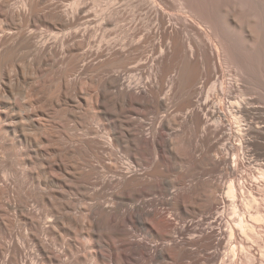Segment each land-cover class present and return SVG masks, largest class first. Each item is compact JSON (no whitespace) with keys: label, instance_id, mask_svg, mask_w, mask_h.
Listing matches in <instances>:
<instances>
[{"label":"bare ground","instance_id":"6f19581e","mask_svg":"<svg viewBox=\"0 0 264 264\" xmlns=\"http://www.w3.org/2000/svg\"><path fill=\"white\" fill-rule=\"evenodd\" d=\"M157 1L151 3L155 2L160 19L164 21L167 16L164 6L169 5V0H163L164 3L159 0L161 4ZM179 1L180 7H177L189 8L193 16L179 13L178 18L183 16L181 21L199 30L194 43L189 41L188 46L192 54L197 48L194 69L189 68L186 61L176 77L180 86L190 92L187 117L200 125L205 124L203 132L208 141L217 137L225 140L221 148L224 156L214 164L226 166V180L206 197V215L198 221L194 218L186 220L191 215L187 194L177 193L173 190V182L147 168V154L167 152L176 159H185L189 156L188 147L183 144L172 146L173 141L165 137L164 130H169L173 123L171 118L166 120L168 116L158 127L151 126V132H147L148 124L140 117H132V108L142 107L146 89L136 87L134 80L118 75L105 86L101 99L97 100L102 103L98 108L104 112L106 124L104 127L93 125L94 142L103 149L102 152L94 151L92 157L106 171L99 178L103 191L110 192V198L99 195L93 200L81 189V203L71 199L68 177L73 179L76 188L87 187L96 166L91 163L84 171L70 164L69 152L73 151L64 149L61 136V139H55L53 151L44 154L34 150L36 140L29 131L31 124L24 122L23 115L21 120L15 121L9 111L5 113L9 125L7 129L0 128V148L5 147L3 139L10 129L14 135L11 139L25 147L20 154L26 163L22 171L24 177L33 178L34 157L45 158L41 165L48 177L35 183L39 193L34 198L41 208L38 211L30 207L29 197L22 191L13 190L9 179L13 174L8 178L10 171L6 169L9 174L3 179L4 186H0L2 264H82L78 256L82 249L90 251V259L85 264H166L169 259L202 264L199 253H204L213 263L222 259L220 264H264V0ZM8 6V0L0 2V13H10ZM219 7L225 9V13ZM105 19L101 24L105 30L119 24L116 16ZM234 33L240 35L241 40ZM10 36L4 30L0 35V67L8 70L7 83L11 86L24 83L29 93L33 85L31 68L36 48L32 41L25 43L21 58L16 59L15 40L1 52ZM118 41L124 49L125 41ZM233 41H237L236 46ZM181 46L176 40L174 53L177 54ZM44 61H47L46 48ZM140 65L136 70L141 69ZM209 84L206 93L203 87ZM2 86L0 80V88ZM193 97L196 100H192ZM166 102L160 105L165 106ZM15 103L13 97L2 98L0 92V108ZM107 103H112L116 110L111 111ZM42 139L39 137L41 142ZM89 149L86 145L84 150L88 152ZM122 149L127 152V162L120 157ZM119 160L124 168L113 170L119 167ZM7 190L15 198V209L22 217L25 232H16L13 220L2 207V197ZM218 191L221 196L217 195ZM167 206L185 216V222L174 226L161 212ZM109 234L111 237L107 240L105 236ZM211 249L213 251L207 254ZM75 255L78 259L74 260Z\"/></svg>","mask_w":264,"mask_h":264},{"label":"rangeland","instance_id":"374dc122","mask_svg":"<svg viewBox=\"0 0 264 264\" xmlns=\"http://www.w3.org/2000/svg\"><path fill=\"white\" fill-rule=\"evenodd\" d=\"M2 1L5 0H0V2ZM8 1L7 9L10 13H0V35L4 30L11 36L6 39L1 52L8 44L13 43L12 40H15L17 45L14 54L16 59L21 58L22 49L25 43L27 44L29 41L33 42L36 50L34 51V65L31 68L33 85L29 93L26 92V84L24 83L18 86H11L7 83L8 70L0 67V80L3 84L0 88L1 97L9 99L13 97L16 101L15 104L0 108V128L7 129L9 125V120L5 116L7 111L14 116L15 121L21 120L20 116L23 115L25 117L24 122L31 124L29 131L36 140L33 142V149L44 154L54 150L57 141L55 139L61 136L64 149L67 152L70 149L73 151L69 152L70 164L72 163L78 167V170L84 171L89 169L91 163L97 168L91 174L87 187L84 185L82 188H76L73 179L69 180L68 177L71 188L68 186L67 189L71 199L81 203L82 190L87 192L93 200L99 195L110 198V192L103 191V185L99 178L100 174L106 171L92 157L94 151L102 152L103 149L102 145L94 142L96 139L93 138L95 137L93 125L100 124L104 127L106 124L102 114L104 112L98 108L102 103H97V100L101 99L105 86L115 80L118 75L130 79V81L134 80L133 85H137L136 87L143 86L142 88L146 89V94L142 107L134 106L132 108V117H140L148 124L146 128L150 129L151 126L156 125L158 127L159 123L168 116L166 120L171 118L172 121L169 120L173 123H171L169 130H164L165 137L170 142L173 141L172 146L176 147L178 144H183L185 148L188 147L189 156L185 159H176L167 152H161L160 155L158 154L159 156L156 153V156L149 153L151 158L147 154L148 159H146L149 161V165L146 162L147 168L155 170L162 179L173 182V190L177 193L185 192L187 194V198L190 199L188 200L190 201L191 215H188L186 220L194 218L198 221L202 218L205 214L206 197L211 195L217 185H221L226 180V166L222 164L217 167L214 164L216 160L221 161L222 156H224L221 148L225 140L217 137L208 141L203 132L205 124L200 125L187 117L189 101L191 100L189 98L190 92L189 89H183L176 79L184 62L186 64L188 61L189 68L193 67L194 69L197 59V48L195 47L193 55L188 46L189 41L194 43L196 32L199 30L186 24L184 20L182 23L183 16L178 18V16H185V14L191 18L193 16L190 13L191 10L185 8L186 13L183 11L185 9L181 7V12L177 7L180 5L179 0H167L168 6L170 4L171 6L168 8L162 4L167 7L165 8L166 19L162 21L160 11L156 10L155 2L151 3L152 0ZM160 2L164 3L163 0ZM171 2H175V4ZM174 5H176L175 8H173ZM222 8L220 9L224 11L221 12L225 13L226 10ZM174 13L175 16L172 15ZM179 13L181 14L179 15ZM113 16L119 19V24L117 26L113 24L105 30L101 26L103 18L108 19ZM238 32L239 29L236 33ZM104 34L106 38L103 37ZM238 34L234 33L240 37ZM236 38L239 40L238 37ZM118 39L125 41L126 47L124 49L120 47ZM176 40L180 42V46L182 44L183 49L185 48L184 50L180 48L177 54L174 53ZM44 42H46V46H43ZM237 44L238 46L241 45V43ZM45 48L47 61H44ZM19 64L23 70L21 62ZM139 65L141 69L136 70ZM209 87L210 84L203 87L206 93L209 91ZM166 100L167 105H160ZM192 100H196V97H193ZM107 105L111 111L116 110L112 103H107ZM174 117L177 118L174 119ZM149 129L147 132H151L152 129ZM61 130L63 132L59 133ZM13 136L8 129L6 138L3 139L5 147L0 148V155H2L0 156V186H4L3 179L10 171L8 178L13 174L9 178L13 190L22 191L23 195L29 197L30 207L40 211L41 208L34 198L39 193L35 183L48 177V173L41 165L44 164L45 158L36 159L34 157V176L33 178L24 177L22 171L26 167V163H23V156L20 154H22V148L25 147L17 140L11 139ZM39 137L43 138L42 142ZM80 141L82 142L79 143ZM86 145L90 147L88 152L84 150ZM175 147H173L174 150ZM126 155V150L122 149L120 157L127 162ZM106 158L109 157L106 156ZM11 167L14 169L10 170ZM123 168L119 160V167L113 168V170ZM217 195L221 196V192L218 191ZM14 203L15 198L7 190L2 197V207L6 209L7 216L13 220V228L16 229V232H25V224L21 221L22 217L16 212ZM161 212L172 220L174 226H180L185 222V216L183 217L175 208L167 206ZM110 237V234L105 236L107 240ZM136 238L133 237V239ZM211 251L213 249L206 253L210 254ZM199 255L202 264H220L222 260L219 259L218 263H213V261L210 262L206 259L204 253H199ZM78 256H80L79 261L85 264L90 259V251L82 249ZM76 258L77 255H75L74 260ZM3 260L2 255L0 256V264ZM166 264L185 263L169 259Z\"/></svg>","mask_w":264,"mask_h":264}]
</instances>
